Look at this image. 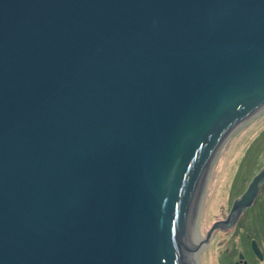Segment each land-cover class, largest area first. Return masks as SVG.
Masks as SVG:
<instances>
[{
	"label": "water",
	"instance_id": "1",
	"mask_svg": "<svg viewBox=\"0 0 264 264\" xmlns=\"http://www.w3.org/2000/svg\"><path fill=\"white\" fill-rule=\"evenodd\" d=\"M263 110L264 0H0V264H193L213 162Z\"/></svg>",
	"mask_w": 264,
	"mask_h": 264
},
{
	"label": "rangeland",
	"instance_id": "2",
	"mask_svg": "<svg viewBox=\"0 0 264 264\" xmlns=\"http://www.w3.org/2000/svg\"><path fill=\"white\" fill-rule=\"evenodd\" d=\"M264 159V110L238 127L218 152L205 184L195 219L196 239H205L210 227L225 220L234 198L240 197L250 179L262 168ZM255 213L243 214L238 223H247L244 233L239 228L215 231L198 248L194 264H264L249 253L256 243L264 255V192L259 193ZM249 221V222H248ZM240 234L239 243L237 235ZM249 237V238H247ZM245 255V256H244ZM242 257V258H240ZM264 257V256H263Z\"/></svg>",
	"mask_w": 264,
	"mask_h": 264
},
{
	"label": "trees",
	"instance_id": "3",
	"mask_svg": "<svg viewBox=\"0 0 264 264\" xmlns=\"http://www.w3.org/2000/svg\"><path fill=\"white\" fill-rule=\"evenodd\" d=\"M256 208H257V205L254 206L252 209L247 210L244 216L247 217L248 215H250L249 220H252L251 218L255 216V215H252V214L255 213ZM251 213H252V214H251ZM255 217H257V216H255ZM244 219H245V218H243L242 220H244ZM242 220H241V221H242ZM241 221H240L239 223H238V221H237V223H236L232 228L235 227V230H236L237 228H239L240 233H244V231L246 230V227H247V223H246V224H245V223L242 224ZM248 222H249V221H248ZM224 232H225V231H224ZM247 238H249V237H247ZM239 239H240V234L237 235L238 243L240 242ZM249 253H250V255H251V256H252V257H253L258 263H260V262L256 259V257L253 255L250 246H249ZM244 256H245V255H244Z\"/></svg>",
	"mask_w": 264,
	"mask_h": 264
},
{
	"label": "flooded vegetation",
	"instance_id": "4",
	"mask_svg": "<svg viewBox=\"0 0 264 264\" xmlns=\"http://www.w3.org/2000/svg\"><path fill=\"white\" fill-rule=\"evenodd\" d=\"M262 163H263V162H262ZM261 169H262V168H261ZM261 169H260V170H261ZM260 170H258L257 173H255V175L258 174V173L260 172ZM255 175H254V176H255ZM254 176H253V177H254ZM253 177H252V178H253ZM252 178H251V179H252ZM251 179H250V181H251ZM250 181L248 182V184L250 183ZM248 184L246 185V188H247ZM245 190H246V189H245ZM245 190H244V191H245ZM262 191L264 192V182H263V184L261 185V187H260V189H259V192H258V195H257V197H256L255 201L253 202V204H252V206H251L250 209H252V208H253L254 206H256L257 204H260V202H259V193H260V195H261ZM236 198H237V197H236ZM234 199H235V198H234ZM250 209H248V210H250ZM246 211H247V210H246ZM246 211L243 212V214H245ZM243 214H242V215H243ZM242 215H241V216H242ZM250 248H251V247H250ZM263 256H264V255H263ZM263 258H264V257H263ZM263 260H264V259H263ZM261 262H263V261H261Z\"/></svg>",
	"mask_w": 264,
	"mask_h": 264
},
{
	"label": "bare ground",
	"instance_id": "5",
	"mask_svg": "<svg viewBox=\"0 0 264 264\" xmlns=\"http://www.w3.org/2000/svg\"><path fill=\"white\" fill-rule=\"evenodd\" d=\"M202 244H204V240H203V242H202L201 239H196V242H195L194 247L198 249V248L202 247ZM199 250H200V249H199ZM199 250H198V251H199ZM198 251H197L196 254L193 256V264H194V261H195V256L197 255Z\"/></svg>",
	"mask_w": 264,
	"mask_h": 264
}]
</instances>
